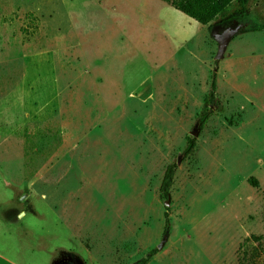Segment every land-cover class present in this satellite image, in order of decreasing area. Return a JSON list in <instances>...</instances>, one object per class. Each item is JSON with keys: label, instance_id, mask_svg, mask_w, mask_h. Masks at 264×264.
I'll list each match as a JSON object with an SVG mask.
<instances>
[{"label": "rangeland", "instance_id": "obj_1", "mask_svg": "<svg viewBox=\"0 0 264 264\" xmlns=\"http://www.w3.org/2000/svg\"><path fill=\"white\" fill-rule=\"evenodd\" d=\"M263 23L264 0L233 3L212 31L161 0H0V65L71 50L57 69L65 131L33 150L31 167L14 166L34 177V248L17 260L264 264ZM238 25L217 61L212 33ZM214 72L221 104L200 128ZM5 166L0 216L15 198Z\"/></svg>", "mask_w": 264, "mask_h": 264}, {"label": "crops", "instance_id": "obj_2", "mask_svg": "<svg viewBox=\"0 0 264 264\" xmlns=\"http://www.w3.org/2000/svg\"><path fill=\"white\" fill-rule=\"evenodd\" d=\"M65 47L58 44L56 59L42 49L25 52L24 65H0V163L15 180L8 184L15 195L10 201L13 206L0 216V264H27L17 257L34 248L33 237L24 227L28 214H33L34 177L26 172L20 179L13 171L17 164L31 167L33 150L48 149L65 131L63 83L57 72L59 65L70 61L67 54L71 50Z\"/></svg>", "mask_w": 264, "mask_h": 264}, {"label": "trees", "instance_id": "obj_3", "mask_svg": "<svg viewBox=\"0 0 264 264\" xmlns=\"http://www.w3.org/2000/svg\"><path fill=\"white\" fill-rule=\"evenodd\" d=\"M162 2L168 4L175 10L183 13L187 17L196 21L202 26H208L210 31H212V24L219 18V16L224 13L233 3H237L241 10L244 11L246 6L249 4L250 0H161ZM260 31H264V23L259 27ZM217 75L214 72L211 77V85L209 91V104L210 109L200 118L199 126L202 128L209 117L214 113L215 110L220 108V101L217 96ZM195 149V140L189 141L186 148L185 155L188 156ZM177 166L170 165L165 173L161 192L166 198H169L171 189L174 184V178L176 174ZM249 183L257 187L258 182L256 179L251 178ZM170 229V219L166 215V227L165 235H168Z\"/></svg>", "mask_w": 264, "mask_h": 264}, {"label": "water", "instance_id": "obj_4", "mask_svg": "<svg viewBox=\"0 0 264 264\" xmlns=\"http://www.w3.org/2000/svg\"><path fill=\"white\" fill-rule=\"evenodd\" d=\"M242 29L243 25H238L236 28L229 27L222 33H212V36L218 44L217 61H220L224 57L230 43L241 33ZM166 206H169V199L166 202Z\"/></svg>", "mask_w": 264, "mask_h": 264}, {"label": "flooded vegetation", "instance_id": "obj_5", "mask_svg": "<svg viewBox=\"0 0 264 264\" xmlns=\"http://www.w3.org/2000/svg\"><path fill=\"white\" fill-rule=\"evenodd\" d=\"M58 264H71L69 262H61V263H58Z\"/></svg>", "mask_w": 264, "mask_h": 264}]
</instances>
